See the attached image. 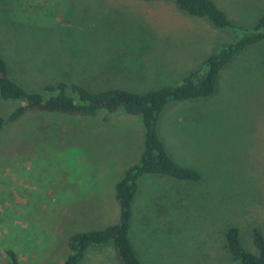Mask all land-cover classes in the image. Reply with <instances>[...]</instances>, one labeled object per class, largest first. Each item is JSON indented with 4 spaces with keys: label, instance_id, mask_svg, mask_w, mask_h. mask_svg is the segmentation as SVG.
Listing matches in <instances>:
<instances>
[{
    "label": "rangeland",
    "instance_id": "rangeland-1",
    "mask_svg": "<svg viewBox=\"0 0 264 264\" xmlns=\"http://www.w3.org/2000/svg\"><path fill=\"white\" fill-rule=\"evenodd\" d=\"M236 27L188 15L172 0H0V57L26 91L76 83L144 93L173 86L251 29L264 0H212ZM19 99L0 98V116ZM158 135L198 181L137 178L128 236L142 264H235L224 230L244 247L264 235V36L235 53L205 97L168 102ZM138 115L28 110L0 129V264H54L68 235L117 221L114 183L140 155ZM75 264H118L89 246Z\"/></svg>",
    "mask_w": 264,
    "mask_h": 264
},
{
    "label": "trees",
    "instance_id": "trees-1",
    "mask_svg": "<svg viewBox=\"0 0 264 264\" xmlns=\"http://www.w3.org/2000/svg\"><path fill=\"white\" fill-rule=\"evenodd\" d=\"M184 13L205 18L210 24L221 28H235L212 0H172ZM231 42L223 43L216 52L208 55L203 70L188 72L177 85L162 86L144 93L120 88L91 91L76 83L57 82L44 84L42 90L26 91L13 81L0 57V98L19 99L22 104L0 116V129L14 122L28 110L59 112L68 115L93 116L98 110L112 112L118 108L129 115H138L143 128V145L138 160L127 167L114 183V199L117 205V221L92 229L72 233L66 238L67 255L54 264H75L89 246L110 244L118 264H142L135 254L128 236L131 217V201L136 192L137 178L143 174L166 175L178 180L198 181L200 174L189 167L178 166L167 154L158 135V118L163 107L170 101L205 97L214 91L219 69L245 46L264 36V11L250 30ZM224 246L235 264H264V235L258 227H252L249 246L244 247L238 230L227 226L224 230ZM9 264H18L10 249L4 251Z\"/></svg>",
    "mask_w": 264,
    "mask_h": 264
}]
</instances>
